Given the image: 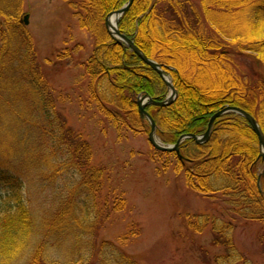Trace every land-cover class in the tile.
Listing matches in <instances>:
<instances>
[{
    "label": "trees",
    "instance_id": "obj_1",
    "mask_svg": "<svg viewBox=\"0 0 264 264\" xmlns=\"http://www.w3.org/2000/svg\"><path fill=\"white\" fill-rule=\"evenodd\" d=\"M127 1L68 0L85 28L99 29L83 64L89 99L99 113L108 107L111 123L136 132L146 122L135 99L147 93L162 100L166 84L106 32L107 14ZM22 15L23 0H0V264H139L114 243H98L99 231L112 213L126 209L127 198L123 192L103 196L106 169L93 164L92 144L57 109L62 95L45 79ZM119 29L172 73L177 99L147 107L163 142L201 134L228 104L249 112L264 132V0H135ZM182 54L195 68L216 70L218 81L204 84L198 73L185 72ZM231 58L249 64L245 76L226 72ZM169 156L193 192L224 204L187 217L189 232L210 227L211 247L222 250L208 264H252L233 236L242 222L264 226L263 162L249 122L223 115L204 144L186 140L180 153L154 149L156 160ZM261 243L264 250V234Z\"/></svg>",
    "mask_w": 264,
    "mask_h": 264
},
{
    "label": "rangeland",
    "instance_id": "obj_2",
    "mask_svg": "<svg viewBox=\"0 0 264 264\" xmlns=\"http://www.w3.org/2000/svg\"><path fill=\"white\" fill-rule=\"evenodd\" d=\"M128 2L129 0L121 8ZM117 10L105 17L107 34L106 19ZM25 15L29 16L27 28L32 35L44 77L51 88L62 95V99L57 101V109L64 114L68 125L81 132L92 144L93 164L106 169L103 196L109 194L114 198L123 192L127 198L126 209L112 213L99 231L98 243H114L139 264H208V259L211 263L213 257L222 253V250L211 247L213 234L210 227L202 234L189 232L186 228L187 217L215 213L225 208L224 204L213 203L193 192L186 185L185 174L176 172L174 156H169L168 162L154 158V148L148 140L151 130L148 120H143L142 122H146L145 127H137L136 132L127 130L106 118L108 107L102 106L103 111L99 113L95 101L89 99V77L83 64L94 52L95 37L99 33L97 26L94 29L85 28L75 16L68 0H23L22 19ZM112 42L128 48L114 39ZM187 56H180L187 69L185 72L198 73V81L204 84L218 81L216 70L205 65L202 70L195 68ZM226 69V72L234 71L245 76L249 64L244 60L233 61L231 58ZM165 74L174 85L172 73L167 71ZM163 82L165 83L164 80ZM172 96V90L166 85L163 99L159 101ZM226 106L233 105H224L218 111ZM208 126L204 132L196 135H203ZM156 138L164 146L173 145L163 142L157 132ZM193 142L200 145L194 140ZM260 159L264 171V159L261 155ZM134 230L139 232L137 236L123 238ZM263 231V225L246 222L239 223L234 231L238 249L252 264H264L261 243Z\"/></svg>",
    "mask_w": 264,
    "mask_h": 264
},
{
    "label": "water",
    "instance_id": "obj_3",
    "mask_svg": "<svg viewBox=\"0 0 264 264\" xmlns=\"http://www.w3.org/2000/svg\"><path fill=\"white\" fill-rule=\"evenodd\" d=\"M135 0H129V2L121 9L113 12L110 14V17L115 16L116 17V26L111 30L110 22H109V17L106 19V28L108 29V34L111 36L112 39L116 40L119 44L124 43L126 46H128L131 51H133L137 56L141 58V60L151 67L154 71H156L161 78L165 81L167 87L172 90L173 96L172 98L169 97L164 101H158L153 98H151L148 94H145L143 96H140L137 100V106L139 110V115L141 119H147L150 124H151V131L148 135V140L149 143L156 149L162 152H177L179 153L180 147L182 143L186 139H192L196 141L198 144H204L208 142L211 138V134L213 131V125L215 121L221 117L222 115L232 112V113H237L241 116H243L250 124L251 129L254 131V133L257 135L258 140H259V145L261 148V157L264 159V132L261 129V126L259 125L258 121L247 111L240 107L236 106H226L219 110L216 114H214L210 120L208 130L201 136H198L196 134H188L182 136L176 144L170 145V146H164L162 145L156 138V123L152 116L147 112L146 107L149 105H155L159 107H166L171 105L174 100L177 97V91L173 85V83L169 80V78H166V72H165V67L158 63L157 61L153 60L152 58L148 57L136 44L133 40H131L129 37H127L125 34H123L119 30V20L129 11V9L132 7L133 3ZM24 24L27 26L29 24V16L25 15L24 17ZM115 36L119 37L117 39ZM123 45V44H122Z\"/></svg>",
    "mask_w": 264,
    "mask_h": 264
},
{
    "label": "bare ground",
    "instance_id": "obj_4",
    "mask_svg": "<svg viewBox=\"0 0 264 264\" xmlns=\"http://www.w3.org/2000/svg\"><path fill=\"white\" fill-rule=\"evenodd\" d=\"M109 22L111 26L110 28L111 30H113V28L116 26V17L115 16L110 17Z\"/></svg>",
    "mask_w": 264,
    "mask_h": 264
}]
</instances>
